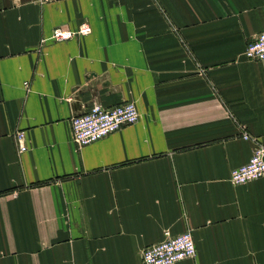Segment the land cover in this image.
I'll return each mask as SVG.
<instances>
[{
  "label": "crops",
  "instance_id": "1",
  "mask_svg": "<svg viewBox=\"0 0 264 264\" xmlns=\"http://www.w3.org/2000/svg\"><path fill=\"white\" fill-rule=\"evenodd\" d=\"M261 30L264 0H0V264H143L185 230L172 264H264V177L229 180L264 144ZM124 101L135 123L73 141L74 114Z\"/></svg>",
  "mask_w": 264,
  "mask_h": 264
},
{
  "label": "built area",
  "instance_id": "2",
  "mask_svg": "<svg viewBox=\"0 0 264 264\" xmlns=\"http://www.w3.org/2000/svg\"><path fill=\"white\" fill-rule=\"evenodd\" d=\"M91 27L82 21L76 28L56 26L49 38L52 40H67L76 35L87 34ZM244 55L249 60H264V30L257 32L244 48ZM139 113L132 101H124L111 106L92 103L81 113L74 114L70 119L71 137L78 146L94 142L124 125L135 123ZM241 135L253 138L243 129ZM19 151L27 149L24 131L14 132ZM264 177V144L257 143L248 161L231 169L229 180L240 184ZM196 253V246L190 230L178 234H167L160 242L152 243L141 250L143 264H172L177 260L192 257Z\"/></svg>",
  "mask_w": 264,
  "mask_h": 264
}]
</instances>
